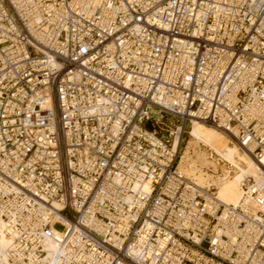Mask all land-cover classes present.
I'll return each mask as SVG.
<instances>
[{
    "label": "built area",
    "instance_id": "2783aa9c",
    "mask_svg": "<svg viewBox=\"0 0 264 264\" xmlns=\"http://www.w3.org/2000/svg\"><path fill=\"white\" fill-rule=\"evenodd\" d=\"M193 122L237 204L178 171ZM0 222L5 264H264V0H0Z\"/></svg>",
    "mask_w": 264,
    "mask_h": 264
},
{
    "label": "bare ground",
    "instance_id": "6f19581e",
    "mask_svg": "<svg viewBox=\"0 0 264 264\" xmlns=\"http://www.w3.org/2000/svg\"><path fill=\"white\" fill-rule=\"evenodd\" d=\"M200 129L212 131L213 135L211 137L201 138L198 133ZM186 131L191 137L189 136L187 140L186 147L183 149V153L177 168L180 173L191 177L200 186H207L209 183L214 182V180L209 177L207 173L203 172L201 168L204 165L193 160V156L197 157L206 154L205 152L200 153L195 150L199 143H201L202 145L203 143H205L209 147V150H213L218 154L231 156L232 150L228 145V143H230L233 148L236 149L237 153H242L241 158L244 160V167L238 168L239 173H237L232 180H227L225 186H223V181L224 179L229 177L228 171H225L224 176L215 181L217 185L218 198L226 204H237L242 195L241 181L246 176H255L257 174V166L255 165L253 160L247 153L239 148L235 142L231 141V139H229L222 131L217 130L211 126L193 122L192 125H190L186 129ZM210 152L213 153L212 151ZM9 245L10 238L3 232L2 224L0 222V264H5L6 262V251Z\"/></svg>",
    "mask_w": 264,
    "mask_h": 264
},
{
    "label": "rangeland",
    "instance_id": "374dc122",
    "mask_svg": "<svg viewBox=\"0 0 264 264\" xmlns=\"http://www.w3.org/2000/svg\"><path fill=\"white\" fill-rule=\"evenodd\" d=\"M198 133H199L201 138H207V137H211L213 135L212 131L203 130V129H200L198 131ZM189 136L190 135H188V133L184 134L182 149H183L184 145L186 144ZM197 141H199V140H197ZM228 145L232 150L231 156H225L223 154H218V153L214 152L213 150H209L208 149L209 147L205 143H203V145L201 143H199L197 145V147L195 148V150L197 152H200V153L205 152L206 154H204L203 156H197V157L193 156L194 161L200 162L202 165H204V166H202L201 169L203 170L204 173H207L209 175V177H211L213 180H214V178L221 175L222 172L229 171V177L224 179V181H223L224 185L223 186H225V183L227 180H232L235 177V175L237 173H239L238 168L244 167V160L241 158L242 153L240 152V150H239V152H240V154H239V153H237L236 149L233 148V146L230 143H228ZM210 151H212L213 153H211ZM56 229L61 230L62 227L60 225H56Z\"/></svg>",
    "mask_w": 264,
    "mask_h": 264
}]
</instances>
